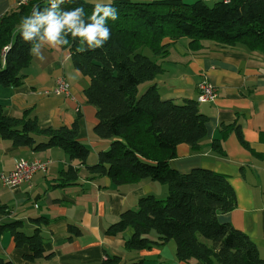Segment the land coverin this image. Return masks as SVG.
<instances>
[{"label": "trees", "instance_id": "trees-1", "mask_svg": "<svg viewBox=\"0 0 264 264\" xmlns=\"http://www.w3.org/2000/svg\"><path fill=\"white\" fill-rule=\"evenodd\" d=\"M49 6V0H26L0 17V87L23 84L25 68L32 59L30 50L38 38L24 41L19 26L34 9L43 11ZM111 6L117 9L118 19L107 21L111 34L102 48L83 50L86 45L70 34L66 37L69 43L62 46L69 49L74 68L89 77L84 94L96 108L94 132L109 141V147L99 151L97 162L85 165L89 149L78 138V118L70 126L41 128L29 110L20 117H10L0 105V138L32 151L62 149L71 163L59 171L53 184L56 187L75 184L82 166L89 178L108 176L116 186L143 179L165 184L168 192L164 199L152 194L142 196L135 208L124 209L106 228L107 235L126 233L127 250L150 249L173 241L179 261L264 264L257 246L244 232L218 219L219 214L235 207V193L225 175L200 167L182 173L169 165L178 144L186 143L191 148L200 145L207 134V117L196 100L175 103L162 99L152 82L163 71L159 58L169 51L165 38L186 37L193 52L202 49L203 40L264 52V0H217L212 4L114 0ZM59 7L65 11L83 7L87 19L94 4L65 0ZM145 84L149 85L139 91ZM212 147L222 151L218 141ZM74 161L79 167L73 166ZM9 213L10 207L0 198V217ZM31 221L36 225L32 233L23 231L21 220L2 221L0 235L9 233L16 247L27 245L25 259L35 261L51 255L44 248L41 229L49 220L39 216ZM68 231L80 233L72 225ZM121 260L120 255L105 253L100 264H121ZM147 262L140 258L125 264ZM0 264L14 263L0 257Z\"/></svg>", "mask_w": 264, "mask_h": 264}, {"label": "crops", "instance_id": "crops-1", "mask_svg": "<svg viewBox=\"0 0 264 264\" xmlns=\"http://www.w3.org/2000/svg\"><path fill=\"white\" fill-rule=\"evenodd\" d=\"M25 1L0 0V17ZM183 1L212 4L217 0ZM89 2L94 4L96 0ZM188 41L186 37L164 39L169 51L166 57L159 58L163 71L152 82L162 99L175 103L197 101L198 84L202 81L214 86L216 97L198 102L199 110L207 117L205 138L197 148L178 144L169 165L182 173L200 167L225 175L235 193V207L219 214L218 219L244 232L264 258V52L242 45L223 46L212 40H203L202 49L193 52ZM40 51L46 60L41 62L32 55L20 87H0V105L10 117H20L29 110L41 128L70 126L78 118V138L89 149L85 165L95 164L99 151L106 150L109 141L94 132L96 108L84 94L89 77L74 68L68 48L45 46ZM59 78L65 80L68 91L56 95L53 89ZM226 125L229 127L224 129ZM216 141L221 152L212 147ZM18 158L47 163L45 170L37 171L17 186L6 187L0 182V198L10 207L9 215L0 217V222L21 220L23 231L32 233L36 225L31 219L47 217L49 223L41 229L44 248L51 255L35 261L25 259L28 246L16 247L5 232L0 235V257L14 264H100L108 253L120 255L121 264L140 258L148 260L147 264H203L194 259L177 260L173 241L130 251L124 248L126 233L106 234V228L124 209L135 208L140 197H164L165 184L143 179L116 186L108 176L89 178L84 166L79 167L74 161L73 166L80 169L77 182L56 187L53 184L59 171L71 163L62 149L32 151L26 146H11L0 138V174L10 171ZM69 225L80 233H70Z\"/></svg>", "mask_w": 264, "mask_h": 264}, {"label": "clouds", "instance_id": "clouds-1", "mask_svg": "<svg viewBox=\"0 0 264 264\" xmlns=\"http://www.w3.org/2000/svg\"><path fill=\"white\" fill-rule=\"evenodd\" d=\"M64 3L65 0H49V7L43 11L36 8L21 20L19 28L22 39L27 42L38 38L30 52L41 62L46 57L40 49L45 46L60 49L69 43L66 38L69 34L73 38H80L86 45L83 50L102 48L111 34L107 21L118 19L117 9L111 6L112 0H96L92 15L87 19L83 7L65 11L59 7Z\"/></svg>", "mask_w": 264, "mask_h": 264}, {"label": "built area", "instance_id": "built-area-1", "mask_svg": "<svg viewBox=\"0 0 264 264\" xmlns=\"http://www.w3.org/2000/svg\"><path fill=\"white\" fill-rule=\"evenodd\" d=\"M68 85L63 78L57 80L56 86L53 92L56 95L67 93ZM47 93V91H46ZM216 97V90L213 85L206 81H202L198 84V95L197 102H208L213 101ZM46 163L39 159H24L18 158L13 168L0 174V182L3 186L14 187L19 185L21 182L30 180L31 177L40 170H45Z\"/></svg>", "mask_w": 264, "mask_h": 264}, {"label": "rangeland", "instance_id": "rangeland-1", "mask_svg": "<svg viewBox=\"0 0 264 264\" xmlns=\"http://www.w3.org/2000/svg\"><path fill=\"white\" fill-rule=\"evenodd\" d=\"M148 53H149V52H148ZM141 88H142V85L139 87V91L142 90ZM145 88H146V87H145ZM145 88H144V89H145ZM144 89H143V90H144ZM157 184H158V182H157ZM167 192H168V189H167ZM166 195H167V194H166ZM166 195H165L164 197H158V198H160V199H164V198L166 197Z\"/></svg>", "mask_w": 264, "mask_h": 264}]
</instances>
